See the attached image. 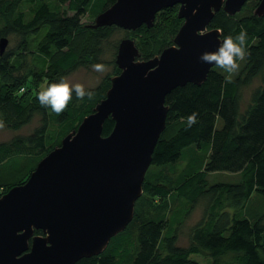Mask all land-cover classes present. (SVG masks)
I'll use <instances>...</instances> for the list:
<instances>
[{
	"label": "trees",
	"instance_id": "1",
	"mask_svg": "<svg viewBox=\"0 0 264 264\" xmlns=\"http://www.w3.org/2000/svg\"><path fill=\"white\" fill-rule=\"evenodd\" d=\"M114 1L0 0V37H18L0 54V119L18 130L37 117L28 133L0 141V194L28 178L37 162L104 97L110 78L119 73L113 44L111 71L85 87L94 92L91 99L80 100L73 93L59 116L36 99L47 84L77 67L105 62L103 43L121 27L92 24ZM253 2L255 6L258 0ZM253 6L244 3L231 15L222 8L214 12L207 27L218 28L222 40L245 30L250 55L239 62L231 82L213 65L200 85L187 82L166 94V125L132 219L101 253L74 264H264V15L253 14ZM82 16L91 20L82 21ZM181 23L173 5L159 10L151 27L124 29L123 37L134 39L139 58L148 59L173 44ZM257 77L260 82L243 105V87ZM194 112L197 123L189 128L187 117ZM112 127L107 118L102 134ZM220 172L238 177L211 179ZM252 194L262 205L253 214ZM198 205L200 218L188 227L187 243L178 244L179 231ZM194 253L207 256L206 263L191 257Z\"/></svg>",
	"mask_w": 264,
	"mask_h": 264
},
{
	"label": "water",
	"instance_id": "2",
	"mask_svg": "<svg viewBox=\"0 0 264 264\" xmlns=\"http://www.w3.org/2000/svg\"><path fill=\"white\" fill-rule=\"evenodd\" d=\"M246 1L115 0L94 17L93 26L135 30L151 27L159 10L178 4L182 23L173 44L148 59L139 58L134 39L121 38L115 55L120 71L104 97L23 183L0 194V264H74L101 253L127 226L166 125V94L205 80L213 65L199 57L222 41L220 30L208 23L220 8L231 15ZM252 13L264 15V0ZM7 43L1 36L0 54ZM107 118L113 127L103 135Z\"/></svg>",
	"mask_w": 264,
	"mask_h": 264
},
{
	"label": "clouds",
	"instance_id": "3",
	"mask_svg": "<svg viewBox=\"0 0 264 264\" xmlns=\"http://www.w3.org/2000/svg\"><path fill=\"white\" fill-rule=\"evenodd\" d=\"M195 10H193V14ZM250 55L247 50V32L241 30L235 37L228 35L223 38L214 52H204L199 59L209 65H215L228 74L227 82H231V77L240 69V63ZM92 68L96 72H106V65L95 63ZM73 93L77 99L83 100L85 97L91 99L94 92L85 88L81 83H70L67 79L61 78L59 82L47 84L37 93L36 99L42 107L50 108L57 116L67 109L73 98ZM197 123V113H192L187 117L189 128ZM6 127V122L0 119V130Z\"/></svg>",
	"mask_w": 264,
	"mask_h": 264
},
{
	"label": "rangeland",
	"instance_id": "4",
	"mask_svg": "<svg viewBox=\"0 0 264 264\" xmlns=\"http://www.w3.org/2000/svg\"><path fill=\"white\" fill-rule=\"evenodd\" d=\"M245 3L252 7L254 2H253V0H247ZM175 6L177 8V5H175ZM81 20L82 21H90L91 18H89L88 16H82ZM125 30H127V29H125ZM125 30L121 28L120 30L113 32L111 35H109L108 40L103 43V47H104L103 58H105L106 60L102 64L106 65V68H107L106 72H103V73L96 72L93 70L92 66L91 67L90 66H88V67L79 66L76 69H74L71 73L66 75L64 78L73 84L81 83L85 87L94 86L98 81L101 80L102 76H104L106 73H109L111 71L112 66L110 64V59H111V57H114V55L112 53L113 52L112 50H114L112 48V45L118 44L120 39L123 38V35L125 34ZM17 41H18V37H13L12 39L8 38V44L6 45V49H8V47H10V46H13V44L15 45ZM115 53H116V51H115ZM259 82H260V80L257 77L256 80L252 81L247 86L243 87V92H242V97H241L243 105L248 100L250 90L253 87H255ZM36 121H37V117L34 116L33 120L30 123L21 126L18 130H11V129L5 127L3 130H0V141H5V140L9 139L14 134L28 133L33 128ZM211 175H212V178H211L212 180L214 179V180H223V181H234L238 177L237 173H230V172H220L219 174L213 173ZM251 197L252 198L250 201L251 202L250 209H252V214L254 212H260L261 206H262L261 203L260 202L256 203L257 199H255L254 194H252ZM258 197H260V196H258ZM253 201L255 202V204L253 203ZM139 211H140V214L142 216L146 215V214H144V213H146L145 211H143V213H142L140 207H139ZM201 211H202V208L200 207V205H198L187 216L181 230L179 231V235H178V239H177L178 244L184 245L187 243V237H186L187 229L190 225H192L194 222H196L197 219L200 218ZM201 256H203L204 259H202ZM191 257L197 259L198 261H200L202 263H206L207 256L205 257L203 254L194 253L191 255Z\"/></svg>",
	"mask_w": 264,
	"mask_h": 264
},
{
	"label": "flooded vegetation",
	"instance_id": "5",
	"mask_svg": "<svg viewBox=\"0 0 264 264\" xmlns=\"http://www.w3.org/2000/svg\"><path fill=\"white\" fill-rule=\"evenodd\" d=\"M175 5H177V8H178V4H175Z\"/></svg>",
	"mask_w": 264,
	"mask_h": 264
}]
</instances>
